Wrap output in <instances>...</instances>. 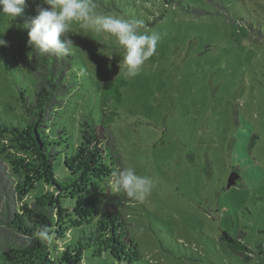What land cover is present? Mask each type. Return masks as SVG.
Wrapping results in <instances>:
<instances>
[{"label":"rangeland","instance_id":"rangeland-1","mask_svg":"<svg viewBox=\"0 0 264 264\" xmlns=\"http://www.w3.org/2000/svg\"><path fill=\"white\" fill-rule=\"evenodd\" d=\"M38 3L28 0L15 20L0 14V35L7 42L0 46V158L16 182L20 227L54 234L63 244L72 228L92 227L96 203L110 201L121 204L120 211L106 214L92 233L98 252H119L129 264H264V253L258 254L264 244V0H94L96 11L142 21L140 31L158 32L161 40L139 74L126 77L114 38L72 26L71 60L80 77L67 106L52 104L66 134L57 141L62 149L55 163L41 154L49 135L37 132L39 149L25 128L31 115L19 100L33 92L32 49L23 26ZM117 75L126 85L120 103H108L106 113H113L110 129L123 165L109 168L86 145L91 137L72 151L74 112L89 106L102 124L100 86ZM65 152L72 156L66 164L80 173L67 188L58 180L67 175ZM125 167L153 179L143 203L112 191V172ZM232 172L239 178L226 188ZM38 184L54 193V219L28 202ZM87 191L91 196L82 197ZM46 197L38 199L43 207ZM68 197L79 202L77 218L64 208ZM224 231L253 253L232 251L219 241ZM62 252L64 264L81 260L82 247L68 244ZM0 254L4 264L38 260L34 248L3 233ZM84 264L118 263L101 254Z\"/></svg>","mask_w":264,"mask_h":264},{"label":"trees","instance_id":"trees-1","mask_svg":"<svg viewBox=\"0 0 264 264\" xmlns=\"http://www.w3.org/2000/svg\"><path fill=\"white\" fill-rule=\"evenodd\" d=\"M71 56L72 55L60 57L53 54L40 55L34 50H31L29 63L33 78V92L31 95L21 93L19 98V100L24 99L22 107L31 115V119L28 120L29 122H26L28 126L25 128L30 130L29 134L34 137V141L39 149L41 143L38 140L37 132L41 135H49L46 142L47 150L41 154H43V156H45L50 163H55L58 154L61 153L62 146L57 144V141L60 140L61 137L66 136L64 128H61L58 124L59 122L55 121V115L51 113L54 109L52 104H58L59 107L67 106L66 99L71 97L73 91L78 88L77 79L80 76L75 74L77 65H74V62L71 60ZM125 85L126 82L123 75H117L113 79L101 84L99 99L102 106V124H99L96 121L90 111V108H88L89 106L81 110L78 109L77 112H74V117L76 118L77 123V140L72 151L77 152L80 144H85L86 137H91L92 143H87L86 145L90 147L91 151H99L101 153L98 154V157H100L99 160H102V162L105 163L106 166H109V168L123 165V157L121 156L119 150L115 147L113 134L110 129V121L112 120L113 113L107 112V115L106 107L108 103H114V105L120 103L122 97L121 88ZM97 95L98 93L96 96ZM43 116L49 117V120L45 121L46 124L41 122ZM96 141L100 143V147L101 144H103V146H108L107 150L98 148L95 145ZM63 147L64 151L66 149V145ZM66 156H72L66 154V152L63 156V164L67 175L58 179L61 186L64 188L72 187L73 184L77 183L80 179V173H74L73 170L69 168L70 166L66 164ZM232 173L238 175L236 172ZM15 183V179L10 176L6 166L0 158V236L2 233L5 236H14L16 239L25 242L29 248H34L38 254L37 264H64V253L62 252V249L64 250L68 244L70 246L75 245L76 248L82 247V253L79 254L81 260L78 264H84L86 260H93L95 256L98 257L101 256V254L110 257L118 264H129L123 258H120L119 252H115L113 254L111 249H107L105 251L100 250V252H98L99 250L96 248L94 240L91 239V235L98 227L101 218L106 219V214L110 211H120L119 206L121 204L110 201L96 203L97 205L94 206V209L97 213V219L96 222L92 224V227L82 225L78 228H72V231L70 232L71 236L68 242L65 243L63 241L64 243L60 244L54 234L37 233L34 235L27 232L23 227H20L19 222L15 218V213L19 212L20 209L17 206L19 196L15 193ZM50 185L55 191L58 189L52 182ZM44 186V184H38L36 188H33L30 192L32 200H29L28 202L40 212H44L54 219L53 216L56 215L55 206L50 204L54 193L51 189H48L49 187L45 189ZM87 193V195L82 194V197L89 198L91 195L88 191ZM43 194L48 196L44 200V202L48 203L46 207H43L38 202V199L42 197ZM63 204L64 208L67 209L72 217H78V215L75 214L77 212V208L79 207L78 200L68 197V200L64 201ZM28 227L32 228V226ZM113 229H117L114 224L110 230L112 235ZM219 241L226 242L232 251L242 255V257L244 255V251L253 253L250 251L248 246L245 247L240 241L231 237L226 231L221 233ZM113 244L116 243L113 242ZM258 248V254L264 253V244H261ZM101 251H103V253ZM244 257L248 259L247 256ZM0 264H4L2 254H0Z\"/></svg>","mask_w":264,"mask_h":264},{"label":"clouds","instance_id":"clouds-1","mask_svg":"<svg viewBox=\"0 0 264 264\" xmlns=\"http://www.w3.org/2000/svg\"><path fill=\"white\" fill-rule=\"evenodd\" d=\"M28 0H0V14L11 20L19 17ZM41 5H47L43 7ZM35 15L24 24L28 29L27 45L39 53L64 57L75 47L68 37L72 26L114 38L123 52L124 76L135 77L152 56L161 40L158 32H141L142 21L96 11L94 0H39ZM0 35V46H6ZM153 179L137 174L135 168L125 167L111 174V188L116 194L143 203L154 188Z\"/></svg>","mask_w":264,"mask_h":264},{"label":"water","instance_id":"water-1","mask_svg":"<svg viewBox=\"0 0 264 264\" xmlns=\"http://www.w3.org/2000/svg\"><path fill=\"white\" fill-rule=\"evenodd\" d=\"M237 178L238 175H236L235 173L230 174L228 182L226 184V188H230L232 185H234Z\"/></svg>","mask_w":264,"mask_h":264}]
</instances>
